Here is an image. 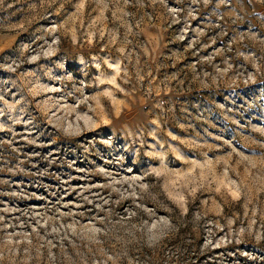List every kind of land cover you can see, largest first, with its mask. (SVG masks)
I'll use <instances>...</instances> for the list:
<instances>
[{"label":"rangeland","instance_id":"374dc122","mask_svg":"<svg viewBox=\"0 0 264 264\" xmlns=\"http://www.w3.org/2000/svg\"><path fill=\"white\" fill-rule=\"evenodd\" d=\"M0 264H264V0H0Z\"/></svg>","mask_w":264,"mask_h":264}]
</instances>
